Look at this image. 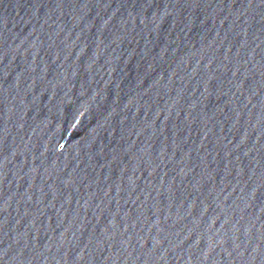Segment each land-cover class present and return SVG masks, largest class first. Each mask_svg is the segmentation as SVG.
<instances>
[{
	"label": "water",
	"instance_id": "1",
	"mask_svg": "<svg viewBox=\"0 0 264 264\" xmlns=\"http://www.w3.org/2000/svg\"><path fill=\"white\" fill-rule=\"evenodd\" d=\"M0 264H264V0H0Z\"/></svg>",
	"mask_w": 264,
	"mask_h": 264
}]
</instances>
